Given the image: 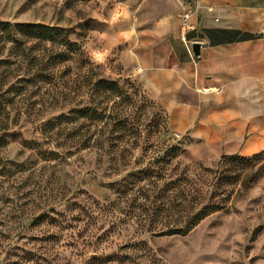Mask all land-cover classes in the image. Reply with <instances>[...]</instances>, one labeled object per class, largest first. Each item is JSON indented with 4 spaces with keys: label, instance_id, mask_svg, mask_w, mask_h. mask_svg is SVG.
<instances>
[{
    "label": "rangeland",
    "instance_id": "374dc122",
    "mask_svg": "<svg viewBox=\"0 0 264 264\" xmlns=\"http://www.w3.org/2000/svg\"><path fill=\"white\" fill-rule=\"evenodd\" d=\"M177 2L0 0V22L69 29L74 52L95 67L59 64L58 44L4 46L0 34V95L18 123L0 149V264H264V151L223 160L174 133L136 78L138 34L176 13ZM95 78L122 91L92 129L102 145L69 140L88 129L80 124L49 143L42 122L102 100L88 91ZM48 150L59 154L50 160ZM227 170L233 178L216 185V173ZM181 178L197 183L205 203L219 194L214 202L227 200L225 209L185 237L164 236L176 223L171 209L161 213V200L172 199L163 189Z\"/></svg>",
    "mask_w": 264,
    "mask_h": 264
},
{
    "label": "crops",
    "instance_id": "0c3cea01",
    "mask_svg": "<svg viewBox=\"0 0 264 264\" xmlns=\"http://www.w3.org/2000/svg\"><path fill=\"white\" fill-rule=\"evenodd\" d=\"M196 0H178L176 13L137 36L139 86L168 115L171 130L219 155L264 151V0H202L189 39L181 14Z\"/></svg>",
    "mask_w": 264,
    "mask_h": 264
},
{
    "label": "trees",
    "instance_id": "16d2710c",
    "mask_svg": "<svg viewBox=\"0 0 264 264\" xmlns=\"http://www.w3.org/2000/svg\"><path fill=\"white\" fill-rule=\"evenodd\" d=\"M0 34L4 46L10 42L18 45L23 39L36 42L35 45H39V43L58 44L61 47V52L58 54L60 57L59 64L79 60L82 64L88 66L90 71H93L95 68L88 58L84 56L83 52H78L77 50L74 52L75 44L70 40L69 29L59 26H49L42 23L0 22ZM88 91H91V96L95 95L98 99L102 98V100H100V102H97V100L86 103L82 102L72 108L67 115L63 114L42 122L40 125V132L45 138L50 139L49 143H54V137L58 139L57 135L61 131H65L67 126L80 124L81 127H88V129L84 133L78 131L73 134H66L69 140L77 141L76 146L82 149L102 145L101 140L97 136L96 129L94 131H92V129L105 120L108 106L111 102L116 101L118 97L122 96V91L118 82L105 78L92 79L88 84ZM8 109L9 106H6L3 96L0 95V149L8 146V138L15 136L12 126L18 124L15 119L12 120L10 118ZM57 141L58 140H56V142ZM54 147L59 149L62 147V144H58L57 142ZM58 154L57 151L48 150L44 152L43 156L45 155V157H49L50 160H54L53 157H57ZM222 159L229 161L249 160L246 157L238 155H224ZM208 171L209 170H205V172ZM232 178L233 176L230 171H218L215 176L216 185L221 186ZM165 187L163 193H167L171 190L172 199L169 201L165 196L161 200V204H163L161 213L171 209L172 214L169 216H172L173 219L175 218L174 222L176 226L167 228L161 235L185 237L210 215L225 209L222 203H226L227 200L224 199L220 202H214L215 197L219 195L216 192H214L209 197L208 202L205 203L202 191L197 187V183L192 180L177 179ZM168 187L171 189H168ZM224 193L225 191H222L220 195Z\"/></svg>",
    "mask_w": 264,
    "mask_h": 264
},
{
    "label": "built area",
    "instance_id": "2783aa9c",
    "mask_svg": "<svg viewBox=\"0 0 264 264\" xmlns=\"http://www.w3.org/2000/svg\"><path fill=\"white\" fill-rule=\"evenodd\" d=\"M202 5V0H196L190 8H187L180 15L182 19L181 23V40L186 45L189 53L193 55V42L189 39V33L194 32L198 29V23L193 22L199 6Z\"/></svg>",
    "mask_w": 264,
    "mask_h": 264
},
{
    "label": "water",
    "instance_id": "95a60500",
    "mask_svg": "<svg viewBox=\"0 0 264 264\" xmlns=\"http://www.w3.org/2000/svg\"><path fill=\"white\" fill-rule=\"evenodd\" d=\"M193 52L195 56H199L201 53V44L200 43H194L193 44Z\"/></svg>",
    "mask_w": 264,
    "mask_h": 264
}]
</instances>
